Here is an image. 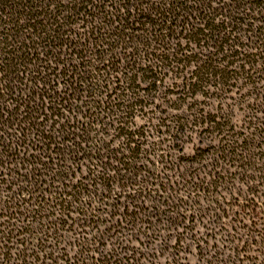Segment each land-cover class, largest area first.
Instances as JSON below:
<instances>
[{"label": "trees", "instance_id": "obj_1", "mask_svg": "<svg viewBox=\"0 0 264 264\" xmlns=\"http://www.w3.org/2000/svg\"><path fill=\"white\" fill-rule=\"evenodd\" d=\"M166 79L178 100L200 94L220 105L158 123L173 137L169 149L184 152L187 138L199 143L193 157L209 169L192 182L177 170L176 155L159 152L163 142H145L151 127L134 126L148 91ZM228 93L246 106L239 126L223 101ZM48 116L57 119L55 131L42 122ZM81 159L106 180L111 171L135 176L144 162L159 163L172 174L158 170L155 185L188 190L184 211L210 225L229 211L222 193L236 194L226 264L246 263L239 247L264 254V0H0V185L10 172L21 179L0 198V264H100L95 253L106 262L134 260L122 254L119 237L98 251L110 231L122 236L125 228L104 218L114 204L94 214L80 192L63 190ZM36 175H49L59 190L32 181Z\"/></svg>", "mask_w": 264, "mask_h": 264}, {"label": "rangeland", "instance_id": "obj_2", "mask_svg": "<svg viewBox=\"0 0 264 264\" xmlns=\"http://www.w3.org/2000/svg\"><path fill=\"white\" fill-rule=\"evenodd\" d=\"M169 82L166 79L157 90L148 91L149 95L145 101L146 108L134 118V126L136 128H141V126L144 128L151 127L152 132L148 130L150 137L146 138L145 142L151 147L154 146L155 142H163V145L156 146L157 149H161L159 152L164 150L168 151L170 155H176L175 157H178L177 164H179L177 170L185 180L192 182V177L195 175H198L199 178L206 177L204 172L209 169L208 161L195 162V159L198 160V155L193 157L199 143L196 140L187 138L184 152L173 150V145L169 149V144H171L173 137L172 139L170 138L171 140L168 139L169 137L165 135V131L168 128L164 126L161 128L158 123L159 121L162 123L164 118L168 119L172 118V116L173 118H177L178 116V118H181V116L186 117L195 108L210 110L219 108L220 105H218L217 99V101L213 98L208 99L200 94L187 98L182 96L178 100V94L174 93L176 92V88L169 86ZM58 86L62 88L63 83H59ZM140 86L143 88L146 84L142 82ZM229 96L230 98L223 99V101L227 102L229 106H232L233 121L239 126L245 119L246 106L245 104H237L236 100L240 98L237 93H228L227 97ZM55 120L57 119L48 116L42 122L51 131H55L59 127L57 121L54 122ZM199 132H201L200 129H198ZM200 135L201 137L204 136L203 133H200ZM119 140V138L114 137L110 141V144L117 146ZM19 144H21V141H19ZM178 144L181 145V143ZM51 148L56 150L54 146ZM46 152L51 154L50 150H46ZM17 156L24 157L25 155L22 153L14 155L13 153L14 158ZM51 156L54 157L55 155L52 154ZM93 164L94 162H92ZM92 165L87 160L81 159L79 162L80 167L75 170L74 175L70 178L66 186H64L63 190L80 192L79 195L83 201L87 202L88 210H92L91 213L94 214H100L97 211L98 208L104 206L103 203L114 204L115 208L112 211L111 217H104L102 215V218L111 219L112 221L118 219L125 228L123 230L121 229L122 236L117 231L115 232V230L110 231V236H108L107 240L102 241L98 245V251L105 254L107 250L114 247L113 244L116 242L115 238L119 237L123 239L122 254H126V258H128V256L132 255L131 253H134L132 255L134 256V260L124 259L120 263L114 262L112 259L109 260V256H107L109 262H106L102 257L103 255L101 256L95 253L94 257L96 259L98 258L100 264H226V256L231 254L229 248L233 245L225 240L224 234L225 229L228 228L234 218L231 210L236 209L235 204H238L236 194L228 195L222 193L225 201L223 206L226 205L229 208L226 214L228 217L225 215L226 217L224 216V218L217 220L215 224L210 225L207 218L199 217L195 219L188 212L184 211L185 207L188 206L184 204L189 200V197L187 198L189 196L188 190L184 191L180 186H172V189L169 190L166 185L164 188L162 186L158 188L155 185L158 183L156 182L157 175L162 176V174L159 175L158 170H161L166 176L172 174V172L162 168L159 163H154L153 165V163L146 164L144 162L135 176L128 175L124 171H116V173L111 171L109 180L103 179L99 175L100 169L98 167L94 168ZM99 176L101 178H98ZM17 178L20 179L11 172L4 177L6 182L9 180L11 183L16 182ZM31 180L34 182L38 180L37 184H42L44 188H47L51 192L53 190H59L60 188L56 183L49 185V175L46 177H40L38 175L32 176ZM10 182L0 185V198L4 199L6 195H10L6 189L8 188L7 186H11ZM73 185L74 187H72ZM180 188L182 191L178 190ZM48 190L45 193V197L51 199L49 195L53 196L54 194L49 193ZM16 196L24 198L25 200L28 199L26 194L20 193ZM174 198H177L178 202ZM200 203L205 205L207 201L202 200ZM208 208L211 210L213 206L210 204ZM206 213L210 215L209 211H206ZM72 219L74 222H77V215L73 214ZM1 220L2 218H0V222ZM68 225H71L70 220ZM103 226L101 225V229ZM131 227L134 229L132 236L129 235L130 231H128V228ZM87 232H91V230L88 229ZM64 235L69 236L66 232H64ZM198 238H201L199 244L202 246V249L198 248L194 243ZM235 244L239 245L240 242H235ZM242 246L244 245L242 244ZM68 249L70 256H72L75 249L72 247ZM239 249L241 251L238 250L239 252H236V256L244 263L246 262L245 264L253 263L257 258L264 259V254H258L257 251L245 253L241 247ZM89 254L91 255L92 253L90 252ZM246 257L248 258L246 259ZM58 262L63 264L61 261ZM46 264L54 263L47 260Z\"/></svg>", "mask_w": 264, "mask_h": 264}]
</instances>
